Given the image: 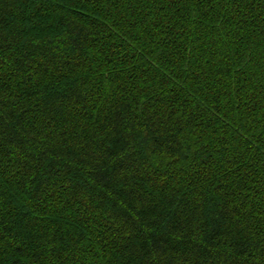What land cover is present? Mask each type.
<instances>
[{
    "label": "trees",
    "instance_id": "1",
    "mask_svg": "<svg viewBox=\"0 0 264 264\" xmlns=\"http://www.w3.org/2000/svg\"><path fill=\"white\" fill-rule=\"evenodd\" d=\"M0 264H264V0H0Z\"/></svg>",
    "mask_w": 264,
    "mask_h": 264
}]
</instances>
